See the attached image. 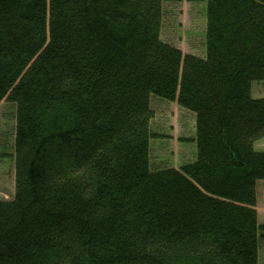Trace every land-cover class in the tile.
I'll return each mask as SVG.
<instances>
[{
  "label": "trees",
  "instance_id": "trees-1",
  "mask_svg": "<svg viewBox=\"0 0 264 264\" xmlns=\"http://www.w3.org/2000/svg\"><path fill=\"white\" fill-rule=\"evenodd\" d=\"M162 2L0 0V264H260L264 0H206L203 59L160 39ZM151 98L194 114L192 163L152 166Z\"/></svg>",
  "mask_w": 264,
  "mask_h": 264
},
{
  "label": "rangeland",
  "instance_id": "rangeland-1",
  "mask_svg": "<svg viewBox=\"0 0 264 264\" xmlns=\"http://www.w3.org/2000/svg\"><path fill=\"white\" fill-rule=\"evenodd\" d=\"M160 39L178 49L182 55L204 58L206 0H163ZM252 99H264V81L253 82ZM153 118L150 130L156 136L150 143L151 164L154 168L179 169L196 157L194 114L183 110L175 102L151 98ZM15 105L0 102V200L10 201L14 195V163L11 159ZM255 151L264 152V139L255 143ZM257 188L259 202L264 201V181ZM262 183V184H261ZM264 246V241L259 246ZM259 250V248H258ZM264 248L260 249V264H264Z\"/></svg>",
  "mask_w": 264,
  "mask_h": 264
},
{
  "label": "crops",
  "instance_id": "crops-1",
  "mask_svg": "<svg viewBox=\"0 0 264 264\" xmlns=\"http://www.w3.org/2000/svg\"><path fill=\"white\" fill-rule=\"evenodd\" d=\"M259 183L260 182H257V184H256V207H255V210L257 212V221H258V224H262V223H264V201L262 203V202H259V199H258L257 188H258V186L260 187ZM262 187L264 189V183H263ZM261 248H264L263 244L259 246V250H258V261L260 260V249ZM263 255H264V253H263Z\"/></svg>",
  "mask_w": 264,
  "mask_h": 264
}]
</instances>
